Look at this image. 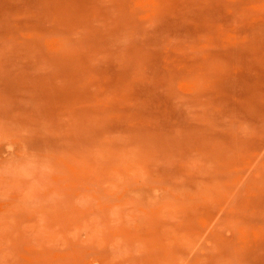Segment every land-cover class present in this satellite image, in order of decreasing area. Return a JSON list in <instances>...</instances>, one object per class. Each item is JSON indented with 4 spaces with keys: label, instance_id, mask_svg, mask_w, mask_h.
Here are the masks:
<instances>
[{
    "label": "rangeland",
    "instance_id": "rangeland-1",
    "mask_svg": "<svg viewBox=\"0 0 264 264\" xmlns=\"http://www.w3.org/2000/svg\"><path fill=\"white\" fill-rule=\"evenodd\" d=\"M0 264H264V0H0Z\"/></svg>",
    "mask_w": 264,
    "mask_h": 264
}]
</instances>
